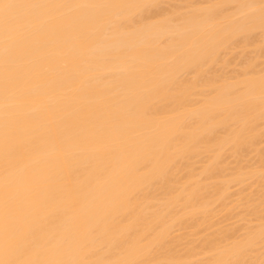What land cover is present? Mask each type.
<instances>
[{"label":"bare ground","instance_id":"1","mask_svg":"<svg viewBox=\"0 0 264 264\" xmlns=\"http://www.w3.org/2000/svg\"><path fill=\"white\" fill-rule=\"evenodd\" d=\"M165 1L0 0V264H264V221L173 236L264 182L220 167L264 138V68L214 71L257 32L264 55V0Z\"/></svg>","mask_w":264,"mask_h":264},{"label":"rangeland","instance_id":"2","mask_svg":"<svg viewBox=\"0 0 264 264\" xmlns=\"http://www.w3.org/2000/svg\"><path fill=\"white\" fill-rule=\"evenodd\" d=\"M177 1V2H176ZM184 0H173V2H172V0L171 1H165V3L164 4H166V3H168L169 4V2L171 3L170 5H168V4H166V5H161V12L162 13H164V14H169V13H171V12H173V11H178V9L179 8H184V6H186L187 4H188V8L187 9H179L180 11H181V13H182V11L183 12H185V11H187V10H189V6L190 7H194V6H192L191 4L189 5V3H193L194 5L198 2V4L199 3H202L201 5H206L207 3V1L209 2V0H187V2H186V0L184 1V2H186V4L183 2ZM189 1V2H188ZM196 3H195V2ZM200 1V2H199ZM202 1V2H201ZM215 1V0H214ZM213 0L211 1L210 0V2L209 3H212V2H214ZM218 0H216V2H217ZM179 2H180V4H179ZM183 3H184V5H183ZM208 3V4H209ZM173 4V5H172ZM198 4H196L195 6L196 7H198ZM179 6V7H176V6ZM182 5V6H181ZM200 5V6H201ZM163 6H165V7H163ZM171 6V7H170ZM181 6V7H180ZM174 7H176V8H174ZM187 7V6H186ZM201 7H203V6H201ZM231 7H233V6H230L229 8H231ZM168 8H170V10L168 9ZM172 8V9H171ZM174 8V9H173ZM179 11V12H180ZM258 33V34H257ZM257 33H255V34H257V35H254V36H256L257 38H259L260 39V36H261V38H262V35H260V32H257ZM257 38H255L256 39V42H254L253 44L254 45H256V43H257V45L258 44H260L261 45V40L262 39H260L259 40V43H258V40H257ZM251 45V47H245V48H243V47H238L241 51H239V49H237V48H235L233 51H230L229 52V54H227L228 56H226V53L224 54V56L228 59V60H226V62H228L229 61V63L228 64H225V66L226 65H228V67L226 66V69L225 68H223V67H225V66H221L222 64H216V65H218L216 68H214L215 70L214 71H216L215 72V74L216 75H221L222 74V76H223V73H224V71L226 72V73H224V77H227V76H230V77H233L234 75L236 76V74H237V71H239L238 73H240L242 70L241 69H243V67H244V65H245V62H247V64L248 63H251L252 61H257V62H255V64H256V70H260L259 69V67L260 66H262L261 67V69H263L264 68V58L262 57V58H260L259 57V55L261 56V55H263V54H258V51H255V50H258V49H256L257 47H255L254 45ZM262 44H264L263 42H262ZM254 46V47H253ZM260 47V46H259ZM264 47V45L263 46H261V48H263ZM249 48H251V50L249 49ZM254 48H255V50H254ZM264 49V48H263ZM236 50V51H235ZM243 50H246V51H243ZM253 51H254V53H253ZM261 51H262V53H263V51L264 50H262L261 49ZM260 51V52H261ZM238 52V53H237ZM244 52V53H243ZM249 52H251L252 53V55H251V53H249ZM228 53V52H227ZM232 53V54H231ZM246 53V54H245ZM234 54V55H233ZM239 54V55H238ZM230 55V56H229ZM223 56V58L224 59H226L225 57ZM236 56L238 57V58H236ZM247 58H246V57ZM251 56V57H250ZM264 56V55H263ZM232 58V60H230L231 58ZM257 57V58H256ZM259 57V58H258ZM236 58V59H235ZM253 58V59H252ZM244 59H245V61H244ZM249 59V60H248ZM256 59V60H255ZM259 59H260V61H259ZM263 61H262V60ZM234 60V61H233ZM240 60H242V61H240ZM231 61V62H230ZM232 62H233V64H232ZM243 63V64H242ZM258 63V64H257ZM262 63V64H261ZM230 64H232L231 66H230ZM260 64V66H258ZM235 65V66H234ZM233 66V67H232ZM241 66V67H240ZM219 67H220V69L222 68V70H220L219 69ZM238 67L240 68V69H238ZM246 67V66H245ZM244 67V68H245ZM258 67V68H257ZM229 68V69H228ZM213 69V68H212ZM219 69V73L217 74V70ZM224 70V71H223ZM214 71H212L213 73H214ZM230 71H231V73H232V71H233V73L231 74L230 73ZM221 72V73H220ZM223 72V73H222ZM229 72V73H228ZM236 73V74H235ZM225 74H226V76H225ZM234 76V77H235ZM232 80V79H231ZM262 140H264V138H262V139H260V143H258V145L259 146H261L262 144H263V148L262 147H259L258 145V147H257V149H255L254 151H252V152H254V153H252L251 152V155H249L250 153H248V155L246 154V158H239V157H237V159H236V157L235 156H232L231 154H229L228 152H226V154H224V157H223V160H224V162L225 163H223V161L221 162V164H220V167H222V168H224V167H226V165H228L226 168L229 170V169H233L234 171H232V173L230 172L231 170H229V171H227L226 170V172H228V174L229 173H231V174H233V173H237V170H238V172L241 170L242 171V168H244V167H242V166H244V165H246L245 166V170L244 171H246V172H249L251 169H256L257 167H260V166H264V164H260V162H261V156H259V154L261 155V153L262 152H264V143H262L261 144V141ZM262 142H264V141H262ZM262 152H261V151ZM250 152V151H249ZM228 154V155H227ZM257 154H258V156H257ZM232 156V157H231ZM228 157V158H227ZM234 157V158H233ZM247 158H249V159H247ZM258 158H259V160H258ZM201 161H200V160ZM198 160H197V162L195 161V166L194 167H196L195 169H197L198 171H197V174L201 171L200 169L202 168V166H205V165H202V163L203 164H205V163H207L206 161H207V159H206V157L205 158H203V160L201 159V158H199ZM244 159V160H243ZM239 161L240 160V163H236V161ZM259 162H258V161ZM203 161H205V163L203 162ZM237 161V162H238ZM241 161H243L242 163H241ZM247 161V162H246ZM199 162V163H198ZM201 163V164H200ZM246 163V164H245ZM250 163V164H249ZM262 163V162H261ZM197 164V165H196ZM222 164H224V165H222ZM226 164V165H225ZM236 164H238L239 166H235ZM255 164V165H254ZM251 165V166H250ZM253 165V166H252ZM258 165V166H257ZM231 168H230V167ZM237 167V168H235V167ZM241 166V167H240ZM248 166V167H247ZM250 166V167H249ZM229 167V168H228ZM240 167V168H239ZM246 167L247 168H250V170H248V169H246ZM256 167V168H255ZM200 168V169H199ZM225 168V169H226ZM262 168V171L264 172V170H263V168L264 167H261ZM235 169H236V171H235ZM200 170V171H199ZM224 170V169H223ZM257 170V169H256ZM259 170V169H258ZM225 171V170H224ZM243 171V172H244ZM251 171H254V170H251ZM261 171V170H260ZM181 172V171H180ZM226 172L224 173V175H223V177L225 176V177H227V175H225L226 174ZM183 173H184V171H183ZM181 174V173H180ZM200 174V173H199ZM177 175H179V174H177ZM182 175V174H181ZM178 177V176H177ZM180 177V176H179ZM203 177V176H202ZM221 177V176H220ZM204 178V177H203ZM203 178H201V179H203ZM219 180V179H218ZM220 180H221V178H220ZM219 180V181H220ZM250 180V179H249ZM257 179L256 178H253V181H256ZM206 181V180H205ZM214 181H216L217 182V179H212V182H211V180H210V183H214ZM222 181H223V179H222ZM253 181H252V179L250 180V182H244L245 184V186L244 185H242V184H239L238 186H237V183H232L231 185H230V191L229 190H227L229 193H227L226 192V197H228V199L226 200V201H224V200H222V201H220V206H223V207H220V206H217V204H219V202L217 203V204H215V205H213V207L210 209V210H213L214 212V214L212 215V216H214V217H212L211 216V218H209V219H207V222L205 221H203V220H200L203 224H201V222H199V224L201 225V226H199V224H198V222L197 221H194V223L193 224H195V225H192L191 223L190 224H188L189 226L190 225H192V226H197V227H195V228H198L197 230L195 229V228H193L192 226V228L191 227H186V228H184L183 230H178V228H176L175 230H174V233H173V236H176V237H179L180 236V238H182L183 239V241H181V244L183 243V245H187V243L190 241H192L193 243H191L190 244V242H189V244H188V246H180L181 248H178V249H182V248H186V250L188 249V248H190L191 247V245L192 244H194V242L196 243V244H194L195 246L199 243H201L202 244V242L204 241V240H207L208 238H211L210 236L213 234V235H215L216 233H215V231L217 232L218 230V232H220L221 233V235L223 234V235H225V236H227L228 234H230V235H232V238L230 237V236H228L230 239H231V243H232V240H233V242H234V240H235V238H236V240H237V238H239V236H242L243 234H244V232H247L246 231V229L247 228H253V227H251V226H254L255 225V227H256V225L260 222V221H264V186H263V184H264V182L262 183V186H261V184L259 185L258 184V182L256 181V182H254L253 183ZM221 182V181H220ZM207 183H208V181H207ZM250 183H251V185H250ZM256 183L258 184V185H256ZM236 184V187L234 186ZM252 184H254V185H252ZM242 185V186H241ZM247 186V187H246ZM257 186V187H256ZM258 186L262 189V194L260 195V193L258 192V191H261V189L260 188H258ZM242 192V193H241ZM258 193V194H257ZM240 195V196H239ZM248 196H252V197H254V198H256V199H254V198H252L254 201L253 202H255V203H253L252 201H251V199L249 200V198L250 197H248ZM230 197H231V199H230ZM242 197V198H241ZM226 199V198H225ZM240 199V200H239ZM241 199H242V202H241ZM244 199H246V201L244 200ZM261 199V200H260ZM263 199V200H262ZM256 200V201H255ZM249 201H251L252 202V205H254V206H252V205H250V204H248L249 203ZM257 201H258V203H257ZM229 202V203H228ZM259 202H260V204H259ZM261 202H262V204H263V206L261 205ZM244 203L247 205V206H245L244 205ZM259 204V205H258ZM249 206V207H248ZM260 206V208H261V211L260 210H258V212H260L259 214H257L256 213V211H257V208ZM248 207V208H247ZM252 207V208H251ZM254 207H256V208H254ZM250 208V209H249ZM248 209V210H247ZM252 209V211L251 212H253L252 214L251 213H249L248 211H250ZM255 209V210H254ZM259 209V208H258ZM216 210V211H215ZM263 210V211H262ZM216 212V213H215ZM255 212V213H254ZM263 212V213H262ZM263 215V216H258V218L260 219H258L257 218V215ZM211 215V214H210ZM260 217H263V218H260ZM206 218H208V217H206ZM198 219H199V217H198ZM195 220H197V219H195ZM211 221V224L209 223ZM191 222V221H190ZM206 223V225H204ZM212 223H214V227H209V226H212ZM208 224V225H207ZM216 225V226H215ZM249 225H251V226H249ZM259 225V224H258ZM249 226V227H248ZM200 228V229H199ZM208 228H211L210 230L208 229ZM224 228V229H223ZM227 229V230H226ZM178 230V231H177ZM226 230V231H225ZM231 231V232H230ZM217 232V235L219 234L220 235V233H218ZM234 232V233H233ZM194 233H196L195 235H194ZM227 233V234H226ZM182 235V236H181ZM220 235V236H221ZM219 236V237H220ZM213 237V236H212ZM215 237H216V235H215ZM218 237V236H217ZM222 238V237H221ZM227 238V237H226ZM229 238H227L228 240H229ZM242 238V237H241ZM193 240H195V241H193ZM223 240H224V237H223ZM197 241V242H196ZM219 242L221 241L220 239L218 240ZM214 242H216V241H214ZM225 241H223V243H224ZM222 243V244H223ZM226 244H230V241L229 242H225ZM224 243V244H225ZM200 244V245H201ZM216 244V243H215ZM218 244V243H217ZM221 244V243H220ZM223 244V245H224ZM225 244V245H226ZM189 245H190V247H189ZM193 245V246H194ZM223 245H221V246H223ZM199 246V245H198ZM179 247V246H178ZM200 247V246H199ZM203 247H205L206 248V246L205 245H202V248ZM195 248V247H194ZM205 248H203V249H205ZM259 248H261V247H259ZM198 249V248H197ZM202 249V250H203ZM258 249V248H257ZM262 249H263V247H262ZM182 250H184L185 251V249H182ZM182 250H180V251H182ZM201 249H199V250H197L198 251V253H203V255L201 254V255H198L197 257H198V259L199 260H205L206 258H208L210 255H208L207 256V251L206 250H204V251H206V253L205 252H200V251H202ZM256 250V249H255ZM264 250V249H263ZM184 251H183V254H184ZM196 251V250H195ZM254 251V250H253ZM261 251V253H264V251H262V250H260ZM180 253V252H179ZM182 253V252H181ZM186 253V252H185ZM204 253H205V255H204ZM260 253V252H259ZM258 253V254H259ZM253 254V253H252ZM251 254V256H253ZM262 255H264V254H262ZM255 256V255H254ZM257 256V255H256ZM255 256V257H256ZM262 257H264V256H262ZM193 259H196V257L195 258H193ZM197 259V260H198ZM198 260V261H199ZM190 261V260H189ZM192 261V260H191ZM194 261V260H193ZM192 261V262H193ZM198 261H196L195 262V264L198 262ZM188 264H191L190 262L188 263Z\"/></svg>","mask_w":264,"mask_h":264}]
</instances>
